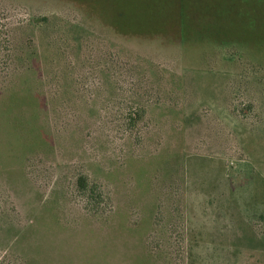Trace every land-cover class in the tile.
I'll list each match as a JSON object with an SVG mask.
<instances>
[{"label": "rangeland", "instance_id": "rangeland-1", "mask_svg": "<svg viewBox=\"0 0 264 264\" xmlns=\"http://www.w3.org/2000/svg\"><path fill=\"white\" fill-rule=\"evenodd\" d=\"M0 264H264V0H0Z\"/></svg>", "mask_w": 264, "mask_h": 264}, {"label": "trees", "instance_id": "trees-1", "mask_svg": "<svg viewBox=\"0 0 264 264\" xmlns=\"http://www.w3.org/2000/svg\"><path fill=\"white\" fill-rule=\"evenodd\" d=\"M135 109H136L135 112H133V114H131V116H130L131 117V121L133 122V124H135L139 119H141L145 115V107L136 106ZM133 115H135V116H133ZM79 184H80L82 189H87V181H86L85 178H83V177L80 178L79 179Z\"/></svg>", "mask_w": 264, "mask_h": 264}]
</instances>
